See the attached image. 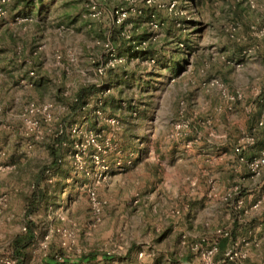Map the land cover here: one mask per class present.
<instances>
[{"label":"rangeland","instance_id":"1","mask_svg":"<svg viewBox=\"0 0 264 264\" xmlns=\"http://www.w3.org/2000/svg\"><path fill=\"white\" fill-rule=\"evenodd\" d=\"M187 4L2 6L0 264H160L170 248L190 250L180 230L187 204L223 219L255 193L263 216L255 264H264V168L255 176L246 166L264 152V0H205L200 14ZM120 7L134 12L117 27ZM106 45L121 63L99 74ZM62 134L61 167L47 170ZM242 146L244 163L234 154ZM232 236L186 242L219 248ZM241 255L230 263L252 264Z\"/></svg>","mask_w":264,"mask_h":264},{"label":"crops","instance_id":"2","mask_svg":"<svg viewBox=\"0 0 264 264\" xmlns=\"http://www.w3.org/2000/svg\"><path fill=\"white\" fill-rule=\"evenodd\" d=\"M258 193L253 194L249 197H242L238 200L242 202L240 207H238V215H225V218L223 219H217V218H211L208 216L207 213L205 216H202L197 213V210H193L195 207L187 206L184 207L181 210L182 214H185V217L187 218L188 223H183L184 227L180 228L182 231H186L183 234H181V238H185V240L188 237H196L200 233H204L205 235L211 236H217L216 231L219 229V225L225 227V229H228L230 234H232V242L231 238L229 237L227 240L222 239L219 244V254L217 255V259L221 260L220 264H233L230 262H226L223 260L222 255L226 251L227 248L233 246L234 244L238 243L240 245L239 250L242 253L246 254L247 261H252V264H255V261L259 262V254L261 253L260 250H257L259 245H255L256 243V237L258 234V231H261V222L263 220V216L261 214V207H257L256 209H253V206L258 203ZM217 200V199H215ZM226 204V203H225ZM235 200H230V205H234ZM192 207V208H191ZM231 210V209H230ZM212 213V210L209 211ZM220 215V214H219ZM253 224H249V223ZM258 223V224H256ZM237 226L235 230L233 231V227ZM246 227V229H245ZM245 229V230H244ZM261 235V234H260ZM188 236V237H187ZM226 242L228 243L227 245ZM225 243V244H224ZM225 245V246H224ZM178 251L173 250L172 248L169 249V251L164 252L165 256L162 260H160V264H171L174 263V261L178 262L179 264H199L196 261V256L194 253H192L187 247L180 248L177 247ZM257 254V255H255ZM257 257V258H256ZM254 258V259H252Z\"/></svg>","mask_w":264,"mask_h":264},{"label":"built area","instance_id":"3","mask_svg":"<svg viewBox=\"0 0 264 264\" xmlns=\"http://www.w3.org/2000/svg\"><path fill=\"white\" fill-rule=\"evenodd\" d=\"M6 1L7 0H0V14H2L1 8L6 3ZM126 1H128V0H126ZM95 7L96 6L94 4L91 7V11L94 12L92 14L93 18L98 15V12L96 11ZM124 8L120 7V8H117V9L112 11L111 15H112V19H113V24L117 27H121L130 18V14L133 11L132 9L128 10V9H124ZM126 38L129 39V36H127ZM106 47L109 49L108 50L107 64L104 65V67H100L97 70L99 74H103L105 69L114 67L115 65L121 63V60H118L116 58L114 51L109 47V45H106ZM211 84L218 86V82L216 80H213L211 82ZM260 125H262V124H260ZM250 142H252V140L247 139L246 143H250ZM243 149H244L243 146L235 148L234 154H235V156H237L239 162L244 163L245 160L242 156V150ZM246 166H247L248 170L250 171V173H252V175L258 176L260 174L261 170L264 168V152L260 156L251 158L250 160L246 161ZM234 172H238V169L234 168ZM89 200L91 202L93 214L95 216H98L100 214V210H101L100 203L96 200L95 195L93 193L89 194ZM236 203L238 206H240L242 204V202L240 200H238ZM257 207H258V205L256 204L253 206V209H256ZM216 235L219 236L220 238H227L229 236V232L219 229L216 231ZM204 242L205 241L201 240V243L187 244L185 238L183 237L182 241H181V245L188 246L190 248L191 252H193L197 255H200V257L202 258V260L205 264H214L213 259H214L215 255L219 252L218 244L215 242H212L209 246L204 247ZM240 259H243V255H241V252L237 248V243L234 244L233 246H231L229 249H227L224 252V261H226V262H236Z\"/></svg>","mask_w":264,"mask_h":264},{"label":"trees","instance_id":"4","mask_svg":"<svg viewBox=\"0 0 264 264\" xmlns=\"http://www.w3.org/2000/svg\"><path fill=\"white\" fill-rule=\"evenodd\" d=\"M204 1L205 0H187L188 4L186 6H184V8L187 10L192 8L197 14H200V10L204 6ZM179 22L183 23L184 20L182 18H180ZM187 41H189V38H186L184 40V42H187ZM85 94L86 93L79 95L77 102H75V104L72 105V111L75 110V108H78L79 106L84 104V99L86 97ZM130 109H131V113H133L132 112L133 108H130ZM130 118L132 119V115H130ZM132 122H133V120H132ZM133 123H129V124L134 125ZM67 140L68 139H67L65 134L59 135V136H57V139H56L58 148H53V147L51 148V146H50V153H51V157H52V162H51V165L48 167L47 170H51V171H55V172L59 170V168L61 167L60 155H61V150H62V143L67 141ZM236 227H237L236 225L233 227L234 228L233 231L235 230ZM86 259H88V258H86ZM90 259L95 260V259H97V256L93 255V256H91ZM84 261H85V259L82 260L81 263H84Z\"/></svg>","mask_w":264,"mask_h":264}]
</instances>
